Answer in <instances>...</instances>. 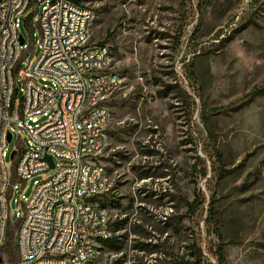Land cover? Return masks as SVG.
I'll list each match as a JSON object with an SVG mask.
<instances>
[{
	"label": "rangeland",
	"instance_id": "obj_1",
	"mask_svg": "<svg viewBox=\"0 0 264 264\" xmlns=\"http://www.w3.org/2000/svg\"><path fill=\"white\" fill-rule=\"evenodd\" d=\"M83 4L94 13L89 44L110 47L122 78L108 101L99 161L109 186L97 203L123 247L101 242L85 264H264V0ZM21 32L37 61L31 29ZM6 165L15 231L17 200L54 169L24 182L10 155Z\"/></svg>",
	"mask_w": 264,
	"mask_h": 264
},
{
	"label": "built area",
	"instance_id": "obj_2",
	"mask_svg": "<svg viewBox=\"0 0 264 264\" xmlns=\"http://www.w3.org/2000/svg\"><path fill=\"white\" fill-rule=\"evenodd\" d=\"M93 18L92 9L75 0H0V264H85L100 253L92 238L101 243L112 236L110 215L97 203L109 186L99 156L108 139V101L122 78L111 69L110 47L89 44ZM22 25L40 49L35 62ZM41 116L47 120L38 123ZM12 152L21 181L54 169L34 180L29 198L17 200L24 215L15 214L21 224L14 262L1 250L7 195L16 190L6 165ZM61 253H68L67 262H60Z\"/></svg>",
	"mask_w": 264,
	"mask_h": 264
},
{
	"label": "trees",
	"instance_id": "obj_3",
	"mask_svg": "<svg viewBox=\"0 0 264 264\" xmlns=\"http://www.w3.org/2000/svg\"><path fill=\"white\" fill-rule=\"evenodd\" d=\"M77 3H83L84 0H75ZM202 162H204V159H202ZM205 174H207V166H204ZM103 207H105V204H103ZM21 224V219H18L15 221V231L12 229V225L10 226L9 219L7 221V229H6V235H5V242L2 247V253L8 258L10 262H14L17 258V252H16V245H15V239H16V229L18 230L19 226ZM105 245L111 250V251H120L123 247V241L119 239L118 236L109 237L106 240L103 241ZM194 264V263H190ZM198 264H201V261H198Z\"/></svg>",
	"mask_w": 264,
	"mask_h": 264
},
{
	"label": "bare ground",
	"instance_id": "obj_4",
	"mask_svg": "<svg viewBox=\"0 0 264 264\" xmlns=\"http://www.w3.org/2000/svg\"><path fill=\"white\" fill-rule=\"evenodd\" d=\"M52 210H60V203H52ZM111 236H106V239ZM100 247V238H92V248ZM68 261V253L60 254V262ZM35 264H43V262H36Z\"/></svg>",
	"mask_w": 264,
	"mask_h": 264
},
{
	"label": "water",
	"instance_id": "obj_5",
	"mask_svg": "<svg viewBox=\"0 0 264 264\" xmlns=\"http://www.w3.org/2000/svg\"><path fill=\"white\" fill-rule=\"evenodd\" d=\"M21 42L24 43L23 38L21 39ZM8 139L11 140V135H9V138H8ZM14 154H15V152H12V154H11V159L14 158ZM45 159L48 160V161L50 162L51 166H54L53 158H52L50 155H47V156L45 157Z\"/></svg>",
	"mask_w": 264,
	"mask_h": 264
}]
</instances>
